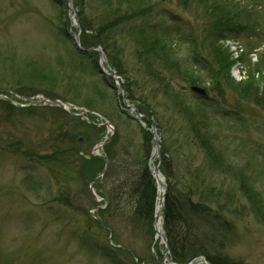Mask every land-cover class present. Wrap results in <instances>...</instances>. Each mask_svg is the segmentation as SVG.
Masks as SVG:
<instances>
[{"label": "rangeland", "instance_id": "1", "mask_svg": "<svg viewBox=\"0 0 264 264\" xmlns=\"http://www.w3.org/2000/svg\"><path fill=\"white\" fill-rule=\"evenodd\" d=\"M71 2L69 13L65 0H0V264H176L163 231L156 237L158 200L151 229L132 215L131 187L144 166L162 177L164 200L161 152L179 174L202 173L223 193L212 208L231 225L224 255L264 264V0H83L91 27L117 24L104 36L107 49L99 48L101 66L94 51L75 48L81 31ZM223 20L246 28L241 48L208 37ZM250 30L259 36L246 39ZM214 53L223 70L216 66L212 78ZM192 87L205 91L206 130L197 111L192 128ZM45 99L71 105L74 115L42 106ZM85 114L114 132L84 127L76 115ZM109 135L100 150L114 149L107 172L91 184L103 163L96 157L83 170L84 159Z\"/></svg>", "mask_w": 264, "mask_h": 264}, {"label": "trees", "instance_id": "2", "mask_svg": "<svg viewBox=\"0 0 264 264\" xmlns=\"http://www.w3.org/2000/svg\"><path fill=\"white\" fill-rule=\"evenodd\" d=\"M74 1L78 12L77 20L81 31L80 44L82 48L85 49L97 47L101 48L103 51L106 50L108 44H106V41H104V36L115 30L117 28V24L115 26H108V29L106 30V27L103 29H95L91 27L93 22L87 21L88 19L85 17V3L83 0ZM122 18L124 20L125 17ZM245 29V27H239L237 24H234L233 21L223 20V22L216 24V27L212 28V32L208 37L212 40L214 39V43L216 41L225 42L228 39L233 42H237L239 40V35L242 33L245 34V32L241 33V31H245ZM254 31L255 30H250L246 39L250 38V36H257V33L255 34ZM131 34L133 40L134 29ZM137 40L138 39H135L136 44L139 43ZM247 49H249V51H253L252 48L247 47ZM213 51L216 52L214 47L211 50V53H213ZM92 55L96 56L95 53ZM211 56L213 61H215V64L212 62V66H210V74L212 78H215L217 77V72L223 70V65L217 60L215 53ZM109 63L110 65L112 64L111 61H109ZM216 66L218 69H220L219 71L216 70ZM112 67L116 68L114 64H112ZM241 84L242 82L239 83V86H241ZM123 89L125 91L127 100H131L132 102L133 100L130 96V93L127 94V90L124 86ZM251 90L253 89H250V91ZM252 93L253 92L251 91L250 100L253 102L257 101V97ZM193 97L196 100L197 106L195 110L191 112L188 111V113L189 115L191 114L195 116L194 111H197L201 116H203L204 121L201 123V125L204 126L203 130H206V126H209L208 123L210 120L207 118V114L204 116L205 110L203 107H208V105H206L204 101H201L202 99L195 96ZM168 98L170 99L171 96ZM135 107L138 113L145 116L146 112L144 109H141L136 105ZM50 109L60 111L55 108ZM186 109L190 110V108ZM182 113H186L183 107L178 112V114ZM197 117H194L196 120L190 118L193 123V130H196L195 126L198 125ZM143 118L145 119V122L149 124L146 118ZM90 119L93 120L92 117H90ZM78 121L84 127L93 129L96 128L88 125L81 119H78ZM147 135V131H145L143 135L145 141H148ZM200 139L199 140L201 144L209 139L205 131L201 135ZM104 151L107 159L111 160V154L113 153L114 149L108 146ZM168 157V154L166 157V155L161 152L159 162L166 185V193L163 200L162 231L166 241L168 258L170 262L176 264H188L193 262L195 259L203 258L207 264H238L224 255L226 247L230 245V222L225 217H223L224 214L222 211L218 212L212 208V205H215V207L217 206L218 198L223 196V193H221L220 190H217L214 186L209 185L205 175L202 173L201 176L197 175V173H188L187 175L186 173L179 174L178 169H175L176 167L172 165L173 163L171 164V161ZM218 157L219 156L214 155V158L217 161ZM95 160V158H90L89 160L84 159V164L82 166L83 170H85L87 167L86 164L92 163ZM99 161L101 160L99 159ZM100 163L102 165L103 162L101 161ZM210 171L216 172L213 169ZM78 172L80 173V171ZM85 176L89 179L91 178L90 174H85ZM94 177H92V179ZM130 196L133 199L132 215L134 223L139 227L143 226L147 229H151V223L154 220L155 215L154 212L157 202V193L155 181L145 166L139 171L137 178L135 179L134 183H132ZM225 202H229L227 195ZM221 208L224 209V205L220 206V209Z\"/></svg>", "mask_w": 264, "mask_h": 264}, {"label": "water", "instance_id": "3", "mask_svg": "<svg viewBox=\"0 0 264 264\" xmlns=\"http://www.w3.org/2000/svg\"><path fill=\"white\" fill-rule=\"evenodd\" d=\"M68 6H69V8H71V0H68ZM72 39H73V42H74L75 48H76V50H77L79 53L87 55V54H89L90 52L93 51V50H85V49H82V48L80 47V44H79V42H78V39H79L78 35L75 36V37H73ZM95 51L97 52V54H98V56H99V60H100V62H101L102 64H106V61H105V59H104V57H103L102 52H101L99 49H97V50H95ZM102 72H103V71H102ZM103 73H104V72H103ZM109 77H111L112 79H115V73H114V71L111 70V69H109ZM117 88H118L119 92L122 94L121 87H120L119 85H117ZM190 90H191L193 93H195V94H197V95H199V96H204V95H205V92H204L203 90L199 89V88L192 87V88H190ZM50 103L53 104V105H56V106L62 107L61 104H60L58 101H50ZM123 103L125 104V106H127L126 103H125V100H124V99H123ZM131 109H133V108H131ZM139 117H140V116H139ZM107 125H108V124H105V126H107ZM109 140H110V137L107 138L104 142H102V143L100 144V146L96 147V148L93 150V152L97 151L100 147H102L103 145H105ZM95 156H96V155H95ZM102 159L104 160V169H103V171H102V173H101V175L103 176V175L106 173V171H107L108 162H107V160H106L105 158H102ZM164 189H165V188H164ZM161 210H163V201H161ZM164 242H165V240H164Z\"/></svg>", "mask_w": 264, "mask_h": 264}, {"label": "bare ground", "instance_id": "4", "mask_svg": "<svg viewBox=\"0 0 264 264\" xmlns=\"http://www.w3.org/2000/svg\"><path fill=\"white\" fill-rule=\"evenodd\" d=\"M103 54V53H102ZM73 56V55H72ZM156 181H157V200H158V205L156 207V215H157V222L155 224V229H156V237L157 238H162V230H161V214L159 212V208L161 209V201H162V183H163V180H162V177L160 176L159 173H157L156 177H155ZM160 203V204H159Z\"/></svg>", "mask_w": 264, "mask_h": 264}]
</instances>
